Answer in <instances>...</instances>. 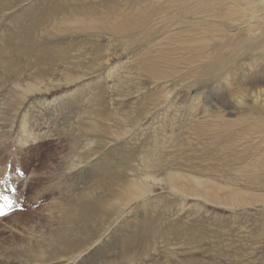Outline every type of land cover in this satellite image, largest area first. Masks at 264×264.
Wrapping results in <instances>:
<instances>
[{
	"label": "rangeland",
	"instance_id": "374dc122",
	"mask_svg": "<svg viewBox=\"0 0 264 264\" xmlns=\"http://www.w3.org/2000/svg\"><path fill=\"white\" fill-rule=\"evenodd\" d=\"M204 1L0 0V264H264V83L194 62Z\"/></svg>",
	"mask_w": 264,
	"mask_h": 264
},
{
	"label": "bare ground",
	"instance_id": "6f19581e",
	"mask_svg": "<svg viewBox=\"0 0 264 264\" xmlns=\"http://www.w3.org/2000/svg\"><path fill=\"white\" fill-rule=\"evenodd\" d=\"M251 4V0H205L203 7L195 9L190 14V17H193L196 21L198 20L199 27L203 28L201 31L206 30L209 34L213 33L215 37L212 39L213 45L210 51L203 53L201 49V54L196 56L194 62L201 56H205L203 60L212 58L213 61L206 68L209 75H216L218 77L225 70L226 73H230L228 68L236 65L239 59H243L245 62L249 61L250 67L253 70L250 71L249 75L251 87L245 88L244 91L246 95L251 93L253 87H258L264 83V67L259 62L260 59H264V53H261L264 50V17L259 16L255 9L247 13ZM129 20L130 18L126 17L125 21L129 22ZM118 25H122V23ZM235 29H238L237 33H233ZM257 51H260V55H254ZM200 66H202V63ZM240 68H242L241 65H238L236 71ZM35 89H37L36 85L28 84L24 88V93H30ZM238 97L242 98V96ZM222 99L227 102V99L223 96ZM263 112L262 109L255 108L252 114L262 115ZM179 176L178 174H170L169 179L175 183L179 180ZM190 178L199 186L204 185L202 180L195 177ZM149 189L150 186L147 181H133L128 195L129 202L144 196L145 193L149 192ZM207 194L208 196L211 195L210 193ZM212 195L214 198H218L216 192ZM227 195L229 202H241V194L238 191L233 190ZM129 202L121 203L122 207L127 206ZM118 207L120 208L119 205Z\"/></svg>",
	"mask_w": 264,
	"mask_h": 264
},
{
	"label": "snow or ice",
	"instance_id": "6c2138e0",
	"mask_svg": "<svg viewBox=\"0 0 264 264\" xmlns=\"http://www.w3.org/2000/svg\"><path fill=\"white\" fill-rule=\"evenodd\" d=\"M12 191H15V189H12ZM0 200L3 201V204L0 205V217H3L9 214V210L14 207L15 202L3 194H0Z\"/></svg>",
	"mask_w": 264,
	"mask_h": 264
}]
</instances>
